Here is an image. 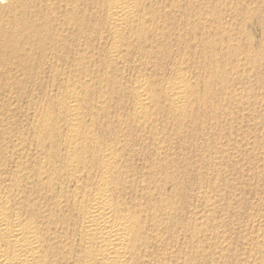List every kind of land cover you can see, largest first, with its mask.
<instances>
[{
    "label": "bare ground",
    "instance_id": "obj_1",
    "mask_svg": "<svg viewBox=\"0 0 264 264\" xmlns=\"http://www.w3.org/2000/svg\"><path fill=\"white\" fill-rule=\"evenodd\" d=\"M263 2L0 0V264H264Z\"/></svg>",
    "mask_w": 264,
    "mask_h": 264
},
{
    "label": "rangeland",
    "instance_id": "obj_2",
    "mask_svg": "<svg viewBox=\"0 0 264 264\" xmlns=\"http://www.w3.org/2000/svg\"><path fill=\"white\" fill-rule=\"evenodd\" d=\"M260 8H262L263 9V11H264V2H263V4H261V6H260ZM9 74V72H0V111H3L2 109H3V107H5V106H7V102H5L4 103V101H5V99L3 100V97L5 96V92H6V89L7 88H5V85L7 84V82L9 81V82H11V81H13V83H14V85H12V86H14L15 88H16V84H17V86H19V85H21V86H19V88H20V90H18L19 92H17V89H15V91H16V93L14 92V94H13V97H12V100H14L13 101V103H14V107H11L12 109H14V111L15 112H13V113H11L10 115H7V116H5V119L7 120V118H8V121L10 122V121H12L11 123H13V120H14V128L16 127V128H18V130H24L26 127H27V123H25V120H26V112H28L29 110H28V99H30L31 97H33V98H35V99H40L41 97H42V95H41V93L37 90V89H35L36 87H32V85H33V81L31 80V78L29 79V77H28V81H29V83L27 82V78H25V77H23V75H22V73L21 72H10V74ZM14 74H16V75H14ZM21 74V75H20ZM4 76V77H3ZM18 76H20L19 78H18ZM14 78V79H13ZM18 79V80H17ZM22 79V80H21ZM24 80V81H23ZM2 81V82H1ZM23 82V83H22ZM27 82V83H26ZM12 83V84H13ZM26 83V84H25ZM30 84V85H29ZM32 84V85H31ZM26 87H25V86ZM24 87L26 88V89H24ZM33 88V89H32ZM33 91V92H32ZM38 92V94H37V92ZM3 92V93H2ZM31 92H32V94H31ZM35 92V93H34ZM30 93V94H29ZM36 94V95H35ZM32 95V96H31ZM38 95L39 96H41V97H38ZM17 96V97H16ZM27 96V97H26ZM31 96V97H30ZM24 98L26 99V100H24ZM28 100V101H27ZM27 101V102H26ZM23 102V103H22ZM20 103V104H19ZM5 104V105H4ZM28 110V111H27ZM15 113V114H14ZM21 114V115H20ZM13 115H14V117H13ZM25 118V119H24ZM23 119H24V122H23ZM17 120H18V122H17ZM16 123H17V125H16ZM24 124H26V125H24ZM22 125V126H21ZM24 126H26V127H24ZM21 127V128H20ZM259 140H261L260 138H258ZM228 172H229V174H231V172H232V170L231 169H228ZM232 174H234V172H232ZM231 174V175H232ZM253 182V183H252ZM259 182V183H258ZM251 181V182H247L245 185H243L244 187H246L247 188V190H249L250 189V186H252L251 187V190H253L252 188H254L256 185H258L259 187H258V189H257V191H256V193L254 194V195H258L259 196V194H260V197H264V193L261 191V190H263L264 191V181L262 180V182H260V181ZM253 184V185H252ZM248 185V186H247ZM239 187H242V184L240 183L239 185H238ZM259 188H261L260 189V191H259ZM253 194V193H252ZM252 194H250L249 195V199H248V202L247 201H244L241 205H240V207H241V212H240V215L242 216V217H244L245 215H247L248 213H250V200L252 199V197L254 196V195H252ZM247 197H248V195H247ZM244 211V212H243ZM263 211H264V208H263ZM243 213V214H242Z\"/></svg>",
    "mask_w": 264,
    "mask_h": 264
}]
</instances>
